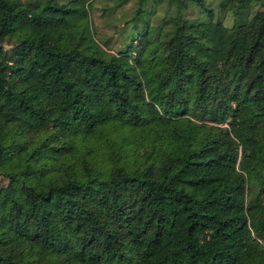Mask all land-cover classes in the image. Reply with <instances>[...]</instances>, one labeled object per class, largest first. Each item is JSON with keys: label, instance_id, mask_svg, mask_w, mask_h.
Here are the masks:
<instances>
[{"label": "trees", "instance_id": "1", "mask_svg": "<svg viewBox=\"0 0 264 264\" xmlns=\"http://www.w3.org/2000/svg\"><path fill=\"white\" fill-rule=\"evenodd\" d=\"M91 2L0 0V264H264V0Z\"/></svg>", "mask_w": 264, "mask_h": 264}, {"label": "rangeland", "instance_id": "2", "mask_svg": "<svg viewBox=\"0 0 264 264\" xmlns=\"http://www.w3.org/2000/svg\"><path fill=\"white\" fill-rule=\"evenodd\" d=\"M164 1L165 0H145L142 7H145L146 11L142 14L135 15L131 20L132 10L136 5L135 0H120L121 3L116 6L112 5L111 0H92L89 13L95 38L99 41L105 38V44L110 50L119 49L125 44L124 32L129 28V23L133 22L137 30L140 31V34L135 39V43L137 47L141 49V56L145 59L152 58L153 61H156L164 49L158 48L155 33L157 29L156 25L154 26L155 28L148 25L146 26V22H151V25L154 24L152 22L156 20L152 18L153 15L148 11L154 9V12L159 14L161 12V7L158 5L162 4ZM245 1L247 2L250 0ZM238 2L239 0H231V5L236 6ZM194 13L195 8L192 6L182 9L183 15L189 16ZM216 13L217 15L219 14L218 12ZM229 17V13L224 14L222 16V21L228 24ZM11 43L12 40L7 37L2 42V47L8 49ZM3 181V179H0V183Z\"/></svg>", "mask_w": 264, "mask_h": 264}]
</instances>
